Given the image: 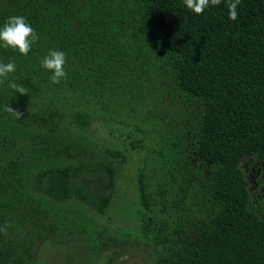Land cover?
Wrapping results in <instances>:
<instances>
[{
  "label": "trees",
  "instance_id": "obj_1",
  "mask_svg": "<svg viewBox=\"0 0 264 264\" xmlns=\"http://www.w3.org/2000/svg\"><path fill=\"white\" fill-rule=\"evenodd\" d=\"M237 12L0 0V27L22 16L39 37L27 56L0 46L16 65L0 78V264H59L48 244L61 264H97L137 243L149 264H264V0ZM51 50L66 54L58 84ZM99 127L119 141L93 139ZM141 152L135 197L111 208Z\"/></svg>",
  "mask_w": 264,
  "mask_h": 264
},
{
  "label": "clouds",
  "instance_id": "obj_2",
  "mask_svg": "<svg viewBox=\"0 0 264 264\" xmlns=\"http://www.w3.org/2000/svg\"><path fill=\"white\" fill-rule=\"evenodd\" d=\"M240 2L241 0H227L230 20L235 21L237 19V7ZM220 3L221 0H184V4L187 8L197 15L203 14L204 10L210 5L218 6ZM38 39V34L22 16H10L4 25L0 27V46L18 50L20 54L25 56H27L33 43ZM65 61L66 54L60 50L49 51V53L41 60V66L52 73L50 76V81L52 83L58 84L61 79L66 77L67 73L64 69ZM15 69L16 65L14 62L0 63V78H7L8 74L14 72ZM3 82L4 80L0 79V83ZM9 87L20 94L27 93L25 87L14 82H11ZM5 110L14 112L17 119L23 115L19 110H13L9 105ZM3 230L6 231V227Z\"/></svg>",
  "mask_w": 264,
  "mask_h": 264
},
{
  "label": "rangeland",
  "instance_id": "obj_3",
  "mask_svg": "<svg viewBox=\"0 0 264 264\" xmlns=\"http://www.w3.org/2000/svg\"><path fill=\"white\" fill-rule=\"evenodd\" d=\"M96 126V125H95ZM93 126H91V129ZM94 134H89L93 139L98 140L103 143H112V142H118L119 139H113L111 137V134L108 133L107 128L99 127L96 131H93ZM144 163V165L149 168V162L147 159V153H137L132 154L131 161L124 165L117 173L116 175V185H115V191H114V197H113V204L111 208H116L118 206H125L127 203H131L133 198L135 197V180L133 179L135 171H137V167L139 164ZM134 209V206H132ZM120 212V211H119ZM122 226H131L132 224L126 223L122 221L119 223ZM120 236H123L121 233H119ZM139 246H128L125 249V252L119 253L116 256L113 257V259L108 262L106 260V257L103 261H100L97 264H149V256L150 252L145 247L142 246V244L137 243ZM61 246L57 245H46L42 246L40 248V252L42 254V257L48 258V260L52 262H60V252H61ZM110 250L106 251L110 252ZM102 262V263H101Z\"/></svg>",
  "mask_w": 264,
  "mask_h": 264
},
{
  "label": "flooded vegetation",
  "instance_id": "obj_4",
  "mask_svg": "<svg viewBox=\"0 0 264 264\" xmlns=\"http://www.w3.org/2000/svg\"><path fill=\"white\" fill-rule=\"evenodd\" d=\"M262 196H264V194H262Z\"/></svg>",
  "mask_w": 264,
  "mask_h": 264
}]
</instances>
